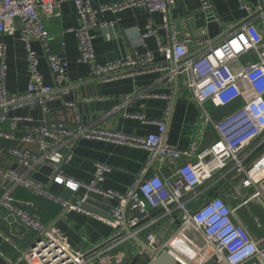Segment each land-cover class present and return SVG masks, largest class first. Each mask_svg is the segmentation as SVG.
<instances>
[{"label":"built area","instance_id":"obj_1","mask_svg":"<svg viewBox=\"0 0 264 264\" xmlns=\"http://www.w3.org/2000/svg\"><path fill=\"white\" fill-rule=\"evenodd\" d=\"M62 1L0 0V33L19 31L26 47L29 75L25 91H7L5 45L0 43V138L13 139L17 122L31 120V117L16 115L5 126L9 110L26 105H40L46 110L48 102L68 91L67 62L50 50V34L45 25L46 18L56 12ZM71 1L80 20L74 30L78 61L89 64L92 77L105 81L129 76L153 64L154 55L150 51H130L107 63L95 62L91 30L98 27L110 38L111 22L98 21V14L138 6L148 12H161L166 17L174 0H111L96 8L91 0ZM199 1L203 12L212 9L210 0ZM239 1L240 7L252 11L253 15L234 29L226 30L217 40L205 39L204 47L196 54L188 51L189 37L177 39V34L170 30L168 18L156 28L148 25L143 34L156 37V54L161 55L164 62L160 69H166L163 78L182 74L185 97L198 107L196 133L185 150L165 141L169 104L161 120H146L137 114L131 116L157 125V132L140 136L83 124L74 101L64 102L71 112L72 125L62 121L36 125L21 137L22 142L36 144L38 153L17 146L0 148V155L8 154L15 160L14 167H0L3 181L0 219L8 224L4 237L17 247L19 239L23 238L21 228L33 233L32 238H25L26 245L19 248L16 262L6 259L5 264L19 261L26 264H110L127 255L123 247L126 239L139 238L140 234H144V242L156 252L149 255L146 264H154L156 254L163 251L176 259L173 252L182 256L186 261L178 259L182 264H264V33H259L251 20L262 14L264 0H257L255 6L246 0ZM159 27L167 31L165 39L158 35ZM31 38L43 47L53 85L43 81L39 58L29 44ZM142 93L136 94L162 96ZM129 99L125 98L121 105ZM229 107L233 108L223 112ZM207 128L215 133V139L201 146ZM80 139L146 149L149 156L139 176L125 193L120 194L99 186L110 170L105 163H95L89 181L65 174L64 165L73 158L74 147ZM42 167L48 168V172H41L45 181L33 177ZM150 167L156 172L140 180ZM167 167L170 168L165 172ZM218 181L224 185H219ZM53 183L69 189L71 198L64 199L52 193ZM17 188L57 203L60 206L58 217L83 209L81 203L86 195L78 194L81 189L117 198L118 205L111 209L109 217L96 214L113 228L112 238L108 244L92 251L72 246L55 221L43 223L28 211L33 204L16 198L13 191ZM234 194L240 195L237 202ZM201 198L203 201L197 205L196 201ZM126 200L125 221L130 232L124 227L122 215ZM242 207H250V212L253 211L250 216L258 233L243 220ZM153 208L161 211L151 216ZM175 212L180 216L172 232L162 236L159 230H151L163 218L173 217ZM190 240L201 241L200 247L188 243Z\"/></svg>","mask_w":264,"mask_h":264},{"label":"crops","instance_id":"obj_2","mask_svg":"<svg viewBox=\"0 0 264 264\" xmlns=\"http://www.w3.org/2000/svg\"><path fill=\"white\" fill-rule=\"evenodd\" d=\"M106 1L111 0H91V4L96 8ZM210 1L212 9L203 12L199 0H174L173 5L165 14L166 17L161 12H148L138 6L118 12L108 11L98 14V21L111 22L109 28L111 37L106 38L98 27L91 30L95 62L107 63L130 51L139 53L150 51L154 55L153 64L144 70L129 76L102 81L90 75L89 64L78 61L79 53L74 30L79 26L80 20L73 2L63 0L56 12L46 18L45 25L50 34V50L67 62L68 91L48 102L46 110L40 105H26L9 110L5 126H8L13 116L16 115L28 116L31 120L18 121L14 138H0V148L17 146L38 153L39 149L36 144L22 142L21 137L36 125L52 124L56 121L72 125L71 112L64 102L74 101L83 124L140 136L157 132V125L142 122L139 118L131 116L137 114L143 115L146 120H161L169 104L165 141L170 146L185 150L196 133L198 107L185 97V77L182 74L163 78L166 69H160L164 62L163 57L156 54V37L143 36V34L148 25L156 28L162 24L164 18H168L170 30L176 33L175 23L181 21V31L177 34H180L181 39L190 38L187 46L188 51L193 55L204 47L205 39L217 40L226 30L234 29L248 19L252 12L242 9L239 0ZM246 2L255 6L258 1L246 0ZM251 20L256 30L264 33V10L262 14L253 16ZM157 33L163 39L167 36V31L162 27L157 29ZM0 43L5 45L6 89L8 92H23L29 82L25 43L20 38L17 29L12 33H0ZM29 44L39 58L38 68L44 83L53 85L52 75L44 58L43 47L34 38L29 40ZM137 92H143L142 95L149 92L162 96H141V94H136ZM163 96H168V98ZM129 97V101L121 105L122 101ZM214 139L215 133L207 128L201 139V146L209 144ZM148 156L149 152L146 149L94 139H80L74 147L73 158L64 165V172L74 179L89 181L95 163H105L110 170L106 173L104 182L99 186L123 194L141 173ZM14 166L13 157L8 154L0 155L1 168ZM169 168L167 167L164 171L167 172ZM154 172H156L154 167L147 169V175ZM2 186L3 181L0 178V190L3 189ZM13 195L16 198L31 201L33 205L28 211L41 222L55 221L57 228L72 246H81L92 251L112 238L113 228L99 219L96 216L97 213L93 211L85 208L71 210L62 217H58L60 206L55 202L20 188L15 189ZM249 208L242 207L240 213L250 229L258 233L251 221L250 215L253 211L250 212ZM254 208H256L255 205ZM160 211L159 208L150 209V215L156 216ZM255 211L258 212L257 209ZM173 215L171 218L160 220L151 230H159L162 236L172 232L177 226L176 219L180 214L175 212ZM7 229L8 224L0 219V256L4 260L16 262L19 248L26 245L27 239L25 238H32L33 233L21 228L23 238L19 239L16 247L5 239ZM139 238L144 241V234H140ZM123 247L127 255L110 264H146V252L137 240L127 238ZM6 249L11 250L13 255H8ZM173 253L185 262L182 256L176 252ZM16 264L26 263L19 261Z\"/></svg>","mask_w":264,"mask_h":264},{"label":"water","instance_id":"obj_3","mask_svg":"<svg viewBox=\"0 0 264 264\" xmlns=\"http://www.w3.org/2000/svg\"><path fill=\"white\" fill-rule=\"evenodd\" d=\"M181 24H182L181 21H178L177 23H175L176 34L179 33V31H181ZM169 26H170V23H169ZM177 39L179 41L181 40L180 34H177ZM41 172H48V168L42 167L39 172H36L33 174V177L38 180L45 181L46 179L42 174H40ZM146 175H147V171H145V173L140 178V180H142ZM202 185L203 184L199 185L198 187L200 188ZM50 191L54 194L61 196L64 199H70L72 196V192L69 189L64 188L63 186L56 184V183H53L51 185ZM78 194L82 196L86 195V198L81 203L82 208L88 209L90 211H93L97 214H100L106 217L110 216L111 209L115 208L119 202L117 198L104 197L101 194L94 193V192H88V191H85L84 189L79 190ZM127 202L128 201L126 200L122 215L124 218V227L126 228L127 232H130L126 224V221H125ZM133 239L137 240L143 246L146 252V262L149 260V255H155L156 253L155 250L147 246V244L144 241L140 240V238L134 237ZM0 264H5V260L1 256H0ZM154 264H182V263L178 259L172 257L169 254V252L163 251L159 254H156Z\"/></svg>","mask_w":264,"mask_h":264},{"label":"rangeland","instance_id":"obj_4","mask_svg":"<svg viewBox=\"0 0 264 264\" xmlns=\"http://www.w3.org/2000/svg\"><path fill=\"white\" fill-rule=\"evenodd\" d=\"M238 192V191H237ZM241 193V195L243 196V199H242V201L244 200V198H245V194H244V192L242 191V192H240ZM233 197H234V200L237 202L238 200H239V198H240V195L239 194H234V195H232ZM233 197H232V199H233ZM252 221V220H251ZM188 243H192V244H198L199 245V247H200V244H201V241H199V240H190ZM185 248L187 249H189V253H191L190 251V248H189V245H186L185 246ZM6 251V253L8 254V255H13L12 253H11V250H9V249H6L5 250Z\"/></svg>","mask_w":264,"mask_h":264},{"label":"trees","instance_id":"obj_5","mask_svg":"<svg viewBox=\"0 0 264 264\" xmlns=\"http://www.w3.org/2000/svg\"><path fill=\"white\" fill-rule=\"evenodd\" d=\"M232 108H233V107L226 108V109L223 110V112H229ZM218 184H219V185H224V183L221 182V181H218ZM219 185H218V186H219ZM223 187H225V186H223ZM202 201H203L202 198L199 199V200H197V201H196L197 205H198L200 202H202ZM193 205H194V204L192 203V206H193Z\"/></svg>","mask_w":264,"mask_h":264},{"label":"bare ground","instance_id":"obj_6","mask_svg":"<svg viewBox=\"0 0 264 264\" xmlns=\"http://www.w3.org/2000/svg\"><path fill=\"white\" fill-rule=\"evenodd\" d=\"M179 259V258H178ZM186 262V261H185Z\"/></svg>","mask_w":264,"mask_h":264}]
</instances>
